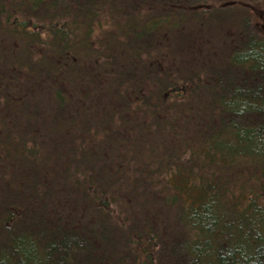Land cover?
I'll use <instances>...</instances> for the list:
<instances>
[{
    "label": "trees",
    "instance_id": "16d2710c",
    "mask_svg": "<svg viewBox=\"0 0 264 264\" xmlns=\"http://www.w3.org/2000/svg\"><path fill=\"white\" fill-rule=\"evenodd\" d=\"M264 0H0V264H264Z\"/></svg>",
    "mask_w": 264,
    "mask_h": 264
},
{
    "label": "rangeland",
    "instance_id": "374dc122",
    "mask_svg": "<svg viewBox=\"0 0 264 264\" xmlns=\"http://www.w3.org/2000/svg\"><path fill=\"white\" fill-rule=\"evenodd\" d=\"M258 22H260V24H258V26H259L260 28H262V26H263V28H262V29H264V21H262V20H259Z\"/></svg>",
    "mask_w": 264,
    "mask_h": 264
}]
</instances>
